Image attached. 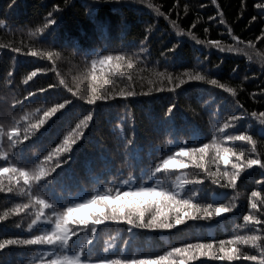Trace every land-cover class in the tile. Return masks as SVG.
I'll list each match as a JSON object with an SVG mask.
<instances>
[{"label":"trees","instance_id":"1","mask_svg":"<svg viewBox=\"0 0 264 264\" xmlns=\"http://www.w3.org/2000/svg\"><path fill=\"white\" fill-rule=\"evenodd\" d=\"M150 2L159 5L161 11L167 14L168 19L164 16H157L146 3H139L138 0L137 2L126 0L124 3L101 5H93L92 0H70V5L67 7H65V0H15L16 6L11 9L9 6L13 0H0V20L5 21L4 25L0 26V117L8 112L14 100H23L28 91L37 92L39 87L46 88L48 83H58L56 72L49 71L47 74H40L38 78H34V81L25 85L23 81L27 73L36 67L51 69L55 64L56 71L61 73V77L74 90L77 89V85H79V90H86L94 83L102 84L105 79L115 80L117 90L123 87L118 73H113V70L107 67L101 71L99 65L95 72L98 81H92L91 59L97 52L106 55L108 51L115 48L139 53V41L149 32L150 26L149 42L145 45L148 51L141 54L142 62L136 64L134 74L139 72L140 68H147L149 71L139 72V76L147 78L150 76L151 69L161 72L167 70L179 74L185 70L198 69L202 62L206 69L218 65V68L213 70L216 71L222 83L236 88L237 98L244 109L249 114L253 111L257 114L264 111V95H260V89L264 87V72L261 71L262 65L258 59L249 62L243 53H222L214 47L198 45L186 34L180 38L181 42L172 59L175 64L174 68L168 67L165 59L160 55L165 48H171L177 43V29L172 27L171 20H176L185 33L194 21L199 20V25L192 29L196 38L220 40L222 46L234 43L227 35L225 27V25L230 26L234 35L239 36L245 42L252 40L255 51L264 52V42L255 40L264 28V13L254 7L256 3H264V0H246L247 7L243 11L240 0H217L225 25L219 24L217 6L213 5L211 0H150ZM185 3L190 5L188 12L184 10ZM53 4L60 5L59 22L40 34L43 39L40 36L29 37V31H34L44 23L43 18L48 11L52 10ZM176 4L179 7H174ZM90 7L96 9L92 15L89 14ZM253 15L257 16V20L249 24ZM209 16L215 19L209 21ZM205 27L209 28L208 33L204 32ZM4 45H9V47L4 48ZM50 45L55 46V50L62 53V58L49 61L40 59L39 56L35 58L28 56L22 60H16L13 59L14 54L11 53V47L14 46L21 47L22 53L52 51ZM87 52H91L92 55H85ZM234 68L236 72L233 75ZM13 69H15L14 75L9 77L8 74ZM245 77L248 79L245 80ZM141 84L145 86L142 88ZM163 86L167 87L166 84ZM109 87L112 85L110 84ZM182 88L184 90H177L179 95L175 97L178 104L171 120L174 130L157 126V121L164 119L168 104L173 100V95L167 91L154 93L151 97L129 98L127 107L120 97H116L115 101L97 102L103 107L98 110L95 123L90 122V127L85 129L84 139L78 142L80 146L74 153V160L62 170L57 169L58 172L63 171V175L58 177L56 183V193L61 201H65L64 207L68 206L67 201L81 202V198H90V194L123 185L124 181L131 184L138 183L144 179L139 175L140 167L153 166L157 157L167 154L169 148L172 152L177 151L175 145L180 143H188L189 147H199L200 143H209L212 132L219 126V123H223L228 115H240L239 111L231 110L232 98L230 94L224 93L221 89L202 82H189ZM135 90L138 93L147 91V80L137 79ZM49 93L52 102H55V97L58 95L60 96L58 102H62L63 98H70L68 93L61 94L53 90H49ZM252 93L257 95L253 97ZM45 104L48 107L51 106V102H46L43 94L37 92L35 98H29L24 109L32 111ZM76 104L79 107L70 108L66 116L58 120L45 137L25 149L26 157L33 153H40L42 148L44 149L43 154L46 155L47 150L62 140L65 132L69 130L68 125L71 124L74 127L75 123L86 115L91 107L84 101H76ZM16 113L22 114V110L17 108ZM217 114H219V123H217ZM3 122L5 121L0 119V123ZM133 122L135 137L137 142L144 146V151L139 154L140 163L137 169L129 176L131 170L121 163L122 149L117 147V136L121 130L130 129ZM250 123H255V118L238 121L237 128L243 130ZM201 136L202 140L199 139ZM193 137L197 138L198 142H192ZM254 139L259 140V137H254ZM149 145L153 148L158 147L161 151H153L149 156L147 155ZM227 146L232 147V144L229 143ZM101 147L105 149L103 153L100 151ZM212 151L214 153V150ZM260 151H264V147ZM38 162L33 160L28 167L31 168ZM205 165L210 171L216 169V165L207 158ZM0 166L5 165L0 163ZM44 166L47 167V165ZM220 167L223 170L222 164ZM193 171L199 170L189 164L188 168L176 170L171 175L161 173L159 180L165 186L170 187L176 176L191 179L189 173ZM262 172L264 170L259 169L258 166L248 169L244 179L238 180L239 187L235 192L231 189H219L212 185L211 181H207L202 186H188L192 191L197 192V198H193L194 203H212L214 200H219L227 205L231 197L238 194L237 207L232 212L215 218L212 222H189L187 226H180L178 232L176 230L140 232L131 238L127 248L128 252L163 255L171 247H180L184 243H196L197 241L206 243L208 240H215L217 243L214 247L218 248L220 240L227 241L232 235L251 234L249 225H245L243 229L239 225L244 223L245 213L258 214L255 210L248 208L247 198L254 188L264 195V186L256 184V181L262 179ZM4 185L8 186L7 175L4 177ZM190 194L189 191L186 196ZM256 199L259 200L260 197ZM27 202L26 195L20 196L15 191L13 193L0 192V215L12 209L17 203ZM257 207L264 210V205L258 204ZM86 214L87 209L75 213V215ZM32 218L34 216L29 212L6 216L4 221H0V239L27 232V224ZM260 218L264 219V216ZM17 223L22 224L23 227L16 228ZM42 226L46 225L42 222ZM125 236H127L126 225L109 223L99 226L98 234L95 235L94 242L91 244L92 255H104L103 249L111 243L119 248L124 245L123 237ZM75 239L77 244L88 243L87 234L78 233ZM236 246L241 247L242 251L257 254L255 250L249 249L246 245ZM45 250L36 246H10L8 250L0 252V260H3L5 264H36L37 257H43ZM200 259L205 260V264H221L220 261ZM188 264H199V261H189ZM223 264H254V262L241 260L223 262Z\"/></svg>","mask_w":264,"mask_h":264},{"label":"snow or ice","instance_id":"2","mask_svg":"<svg viewBox=\"0 0 264 264\" xmlns=\"http://www.w3.org/2000/svg\"><path fill=\"white\" fill-rule=\"evenodd\" d=\"M92 2L93 5H101L124 3L126 0H92ZM133 2H137V0H133ZM138 2L146 3L157 16H164L165 19H168L167 14L161 11L159 5L151 3L150 0H138ZM211 3L217 6L219 24L225 25L223 13L217 0H211ZM69 5L70 0H65V7ZM240 5L241 10H245L246 0H240ZM15 6V0H13L9 9ZM174 7H179V5L176 4ZM200 7H204V5H200ZM254 7L264 13V3H256ZM189 8L190 5L185 3V12H188ZM95 10V7H90L89 14H94ZM60 11V5L53 4L52 10L48 11L43 18L44 23L34 31H29L28 36H40L43 39L40 34L59 22ZM214 19L213 16L208 17L209 21ZM256 20L257 16L253 15L249 24ZM4 23V20H0V26ZM170 23L174 29H177V43L173 44L171 48H165L160 53L168 67H175L172 59L181 42L180 38L186 34L198 45L214 47L222 53H243L249 62L258 59L262 65L261 71L264 72V52L255 51L252 40L245 42L239 36L234 35L230 26L225 25L227 35L234 43L222 46L220 40L196 38L192 29L199 25V20L194 21L186 33L179 27L176 20H171ZM204 32L208 33L209 28L205 27ZM150 33L151 26L149 32L139 41V53L115 48L108 51L106 55L97 52L91 59V80L98 81L95 75L97 65L100 66L101 71L106 67L110 68L113 73H118L120 82L124 85L118 90L116 81L107 79L102 84L94 83L86 90H79V85L74 90L61 77V73L56 71L55 64L51 69L36 67L27 73V77L23 81L25 85L34 81V78H38L40 74H47L49 71L56 72L58 83H48L46 88L39 87L37 89L39 94H43L46 102H51L50 107L45 104L32 111L24 109L29 98H35L37 95V92L28 91L23 100H14L8 112L0 117L5 121L0 123V163L5 165L0 166V192L13 193L15 191L20 196L28 197L27 203H17L12 209L6 210L3 215H0V221H4L6 216L12 214L19 215L29 212L34 216L27 224V232H22L11 238L0 239V252L8 250L10 246H36L46 249L43 252V257H37L36 264H188L189 261H199V264H205V260L200 258L220 261L221 264L241 260L264 264V235H261L264 233V219L260 218V216H264V210L257 207L258 204L264 205V195L256 191L255 188L247 200L248 208L255 210L258 214L245 213L243 215L244 223L239 225L241 229L245 228V225H249L251 234L232 235L227 241L220 240L218 248L214 247L217 243L215 240H208L206 243L197 241L196 243H184L180 247H171L163 255L138 254L135 251L129 253L127 250L131 238L140 232H170L172 230L178 232L180 226H187L189 222H212L215 218L230 213L237 207L238 194L231 197L227 205L219 200H214L212 203H194L193 198H197V192L192 191L188 186H202L207 181H211V184L219 189H231L235 192L239 187L238 180L244 179L248 169L258 166L259 169L264 170V151H260L264 147V111L258 114L253 111L249 114L237 98L236 88L222 83L218 78L216 71L213 70L218 68V65L206 69L202 62L198 69L185 70L179 74L167 70L161 72L151 69L150 76L147 78L139 76V72L149 71L147 68H140L139 72L134 74V67L138 62H142L141 54L148 51L145 45L149 42ZM255 40L264 42V28L261 29ZM3 47L8 48L9 45ZM50 47H52V51L22 53L21 47L14 46L11 47V53L14 54L13 59L16 60H22L28 56L33 58L39 56L40 59L49 61L62 58V53L56 51L55 46L50 45ZM85 55H92V53L87 52ZM14 72L15 69L8 76H13ZM235 72L234 68L233 75ZM137 79L147 80V91L138 93L135 90ZM247 79L248 77H245V80ZM189 82H202L230 94L233 105L231 110L239 111L240 115H228L223 123H219V114H217L219 126L212 132L209 143H200L199 147H189L188 143H180L175 145L177 148L175 152L169 148L167 154L155 159L153 166L139 168V175L144 179L138 183L131 184L124 181L123 185L109 187L90 194V198H81V202L67 201L68 206L64 207L65 201H61L56 193V183L58 177L63 175V171L58 172L57 169L62 170L74 160V153L80 146L78 142H82L84 139L85 129L90 127V122L95 123L98 110L103 107L97 102L115 101L116 97H120L127 107L129 98L151 97L154 93L167 91L173 95V100L168 104L164 119L157 121V126L174 130L171 120L178 104V100L175 99L179 95L177 90L183 91L182 86ZM110 84L112 87H109ZM165 84L167 87L163 86ZM144 86L141 84L142 88ZM49 90L61 94L68 93L70 98H63L62 102H58L60 99L58 95L55 97V102H52ZM251 95L255 97L257 94L252 93ZM260 95H264V87L260 89ZM76 101H84L91 106L87 110V114L83 115L74 127L69 124V130L65 132L62 140L47 150L46 155L43 154L44 149L42 148L40 153H33L26 157L25 149L29 145L37 143L45 137L56 122L66 116L70 108L79 107ZM17 108L22 110V114L16 113ZM252 118H255V123H250L243 130H238V121L251 120ZM233 132L236 134H232ZM254 137H259V140ZM199 139L202 140L203 137L201 136ZM117 140V147L122 149L120 152L121 163L131 170L129 171V176H131L140 163L139 154L144 151V146L139 144L135 137L134 122L130 129L121 130ZM192 142H198L197 138L193 137ZM229 143L232 144V147L227 146ZM100 151L103 153L105 149L101 147ZM153 151L159 152L161 149L149 145L147 155L151 156ZM206 158L216 165L215 171H210L209 167H206ZM33 160L39 162L29 168L28 165ZM189 164L199 170L189 173L191 179L176 176L170 187L160 182L161 173L171 175L176 170L188 168ZM221 164L224 166L223 170H221ZM5 175L8 178L7 187L4 185ZM261 176L262 179L256 181V184L264 186V172L261 173ZM189 191L190 196H186ZM258 196L259 200L256 199ZM58 208L61 210L58 211ZM84 209H87L86 215H75L76 212ZM42 222L46 226H42ZM109 223L127 226V236L123 237L125 243L119 248L114 243L108 244L103 249L104 255L94 256L91 248L94 237L98 234L99 226ZM15 227L20 229L23 225L17 223ZM78 233L87 234L88 243L77 244L75 238ZM228 245H232V247H228ZM236 245H246L249 249L255 250L257 254H253L251 251H242L241 247ZM118 252L119 254H117ZM0 264H5V262L0 260Z\"/></svg>","mask_w":264,"mask_h":264}]
</instances>
